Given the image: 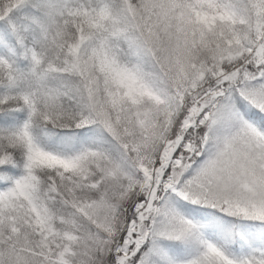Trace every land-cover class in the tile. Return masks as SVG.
Returning <instances> with one entry per match:
<instances>
[{"label":"snow or ice","instance_id":"1","mask_svg":"<svg viewBox=\"0 0 264 264\" xmlns=\"http://www.w3.org/2000/svg\"><path fill=\"white\" fill-rule=\"evenodd\" d=\"M0 264H264V0H0Z\"/></svg>","mask_w":264,"mask_h":264}]
</instances>
